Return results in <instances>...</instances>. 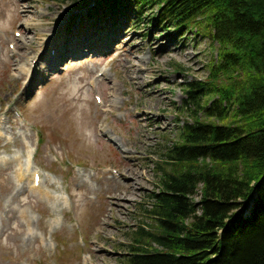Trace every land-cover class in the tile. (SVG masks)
I'll use <instances>...</instances> for the list:
<instances>
[{"label": "rangeland", "instance_id": "obj_1", "mask_svg": "<svg viewBox=\"0 0 264 264\" xmlns=\"http://www.w3.org/2000/svg\"><path fill=\"white\" fill-rule=\"evenodd\" d=\"M30 1L35 15L25 24L16 0H0V264H120L132 233L152 223L163 148L181 123L192 124L185 86L208 76L218 45L198 29L154 21L157 10L135 28L95 17L96 0ZM86 34L100 38L81 58L56 57L69 37ZM113 34L122 37L97 57ZM168 46L186 47L200 64L168 55ZM35 172L41 193L32 189Z\"/></svg>", "mask_w": 264, "mask_h": 264}, {"label": "trees", "instance_id": "obj_2", "mask_svg": "<svg viewBox=\"0 0 264 264\" xmlns=\"http://www.w3.org/2000/svg\"><path fill=\"white\" fill-rule=\"evenodd\" d=\"M97 4L95 16L106 11L135 28L157 10L154 21L198 29L218 45L205 80L185 86L192 124L163 148L152 223L132 233L120 264H264V0Z\"/></svg>", "mask_w": 264, "mask_h": 264}, {"label": "bare ground", "instance_id": "obj_3", "mask_svg": "<svg viewBox=\"0 0 264 264\" xmlns=\"http://www.w3.org/2000/svg\"><path fill=\"white\" fill-rule=\"evenodd\" d=\"M17 2L15 3L14 2V6L16 7V11H19V17L21 18L22 20V23H25V24H29L28 21H30L31 18L34 17L35 15V11L31 8L26 7V4L30 3L31 1L30 0H16ZM32 7V6H30ZM126 34V31L124 32L123 35ZM118 34H113L112 36H109L104 42L100 43L99 45L96 46V55L97 57H101V59H103V57H106V55L108 54V52L111 50L112 48V43H114V41H116L117 39H119L120 37H122V35H118ZM95 35H92V36H89L88 34L86 35H75V36H72V37H69L68 38V43H63L64 45H61V46H58V48H56V57L61 56L59 58L60 61H62V56H63V59L66 60V59H69V57H72L73 55H75L76 57H81V48L82 47H85V46H90L92 41H95L97 39H99L100 37H94ZM54 45L57 46V44H55L53 42ZM24 44H18L17 43V51L22 49L21 47L23 46ZM186 47L182 48L181 51L179 50H174L173 48H171L170 46L167 47V54L170 55V52H173V53H177V54H180L183 52V55L185 57V61L191 63L192 65L194 64V66H198L200 64V61L198 59V55H187L185 54V49ZM53 48H51L52 50ZM51 50H49L45 55H43L42 58H47V55L50 54ZM14 54H18L17 52H14ZM57 59V58H55ZM213 63V62H212ZM25 71V67H22V71L21 73H24ZM206 78V77H205ZM143 79H141V81L139 83L142 82V84H145L144 81H142ZM205 80V79H203ZM115 93H112V100H111V109H114L116 104L118 103V97H115L114 96ZM186 99V98H185ZM106 101H102V107H103V104H105ZM155 103H158L157 104V107L159 106V102L158 101H155ZM146 110H143L141 113L142 114H148L150 113L151 109H153V107H151V102H150V106L149 107H145ZM150 125V124H148ZM139 126L141 127H144L146 128L147 125H144L142 123V121L139 122ZM110 141L112 142H115L117 143V140L116 138L113 140V138L109 139ZM117 146H119L121 149H122V146L120 145V142L117 143ZM22 176H24L22 173L19 174V178H21ZM32 180H33V175H32ZM34 182V180H33ZM43 184V183H42ZM32 189H34L32 187ZM34 191H38L41 193V190L40 188L39 189H34Z\"/></svg>", "mask_w": 264, "mask_h": 264}]
</instances>
